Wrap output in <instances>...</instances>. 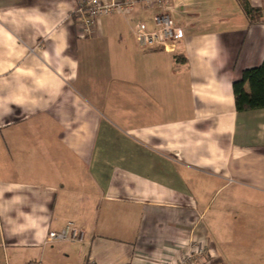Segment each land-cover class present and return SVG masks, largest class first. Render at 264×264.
Returning a JSON list of instances; mask_svg holds the SVG:
<instances>
[{"label":"crops","instance_id":"obj_1","mask_svg":"<svg viewBox=\"0 0 264 264\" xmlns=\"http://www.w3.org/2000/svg\"><path fill=\"white\" fill-rule=\"evenodd\" d=\"M78 1L0 0V264L43 262L69 221L79 264H174L192 236L193 264H264V108L233 89L264 61V0L257 23L167 0L178 53L139 46L141 5L78 37Z\"/></svg>","mask_w":264,"mask_h":264},{"label":"built area","instance_id":"obj_2","mask_svg":"<svg viewBox=\"0 0 264 264\" xmlns=\"http://www.w3.org/2000/svg\"><path fill=\"white\" fill-rule=\"evenodd\" d=\"M141 5L152 12L153 27L145 22H139L135 29V37L143 50H162L178 53L184 39L183 29L174 20L172 12L167 8V0H79L73 11L77 36L92 37L104 16L115 13L129 15L135 6ZM86 232L74 221H69L62 229L52 230L47 237V243L69 242L83 244ZM184 252L174 264H193L205 256L207 248L193 236L184 245ZM6 264H12L7 262ZM25 264H42V261H31ZM84 264H99L93 257L87 256ZM169 264V263H166Z\"/></svg>","mask_w":264,"mask_h":264},{"label":"trees","instance_id":"obj_3","mask_svg":"<svg viewBox=\"0 0 264 264\" xmlns=\"http://www.w3.org/2000/svg\"><path fill=\"white\" fill-rule=\"evenodd\" d=\"M252 23L260 22L263 17L262 8L254 7L250 0H240ZM249 84V91L246 85ZM237 111H249L264 108V61L254 68L243 72L241 79L233 84Z\"/></svg>","mask_w":264,"mask_h":264},{"label":"rangeland","instance_id":"obj_4","mask_svg":"<svg viewBox=\"0 0 264 264\" xmlns=\"http://www.w3.org/2000/svg\"><path fill=\"white\" fill-rule=\"evenodd\" d=\"M75 244L77 243H71L70 249L67 245L60 243L50 245L43 253L42 264H79L82 256L78 253V249L83 248L84 245Z\"/></svg>","mask_w":264,"mask_h":264}]
</instances>
